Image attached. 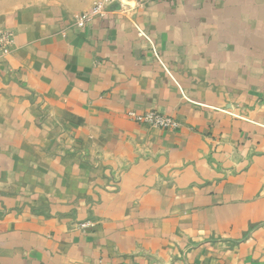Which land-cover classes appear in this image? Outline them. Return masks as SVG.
<instances>
[{
    "label": "crops",
    "instance_id": "obj_1",
    "mask_svg": "<svg viewBox=\"0 0 264 264\" xmlns=\"http://www.w3.org/2000/svg\"><path fill=\"white\" fill-rule=\"evenodd\" d=\"M94 1L0 0V264H264V0Z\"/></svg>",
    "mask_w": 264,
    "mask_h": 264
},
{
    "label": "built area",
    "instance_id": "obj_2",
    "mask_svg": "<svg viewBox=\"0 0 264 264\" xmlns=\"http://www.w3.org/2000/svg\"><path fill=\"white\" fill-rule=\"evenodd\" d=\"M153 1H170L175 0H139L140 4H146ZM124 4L122 0H95L87 10L81 12L75 19V26L78 28L85 27L93 18L105 17L109 12V6L112 4ZM13 41V35L9 31H0V57L5 56L10 51V45ZM129 116L135 121L144 123L151 127L162 129L174 128L177 122L170 116L162 115L154 111H145L136 113L130 111Z\"/></svg>",
    "mask_w": 264,
    "mask_h": 264
}]
</instances>
